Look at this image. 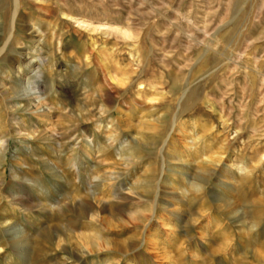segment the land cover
Listing matches in <instances>:
<instances>
[{
    "label": "rangeland",
    "instance_id": "rangeland-1",
    "mask_svg": "<svg viewBox=\"0 0 264 264\" xmlns=\"http://www.w3.org/2000/svg\"><path fill=\"white\" fill-rule=\"evenodd\" d=\"M0 264H264V0H0Z\"/></svg>",
    "mask_w": 264,
    "mask_h": 264
},
{
    "label": "bare ground",
    "instance_id": "bare-ground-1",
    "mask_svg": "<svg viewBox=\"0 0 264 264\" xmlns=\"http://www.w3.org/2000/svg\"><path fill=\"white\" fill-rule=\"evenodd\" d=\"M43 94V93H42ZM41 98V97H40ZM12 231H16V232H20L21 233V229L20 228H13V230ZM19 245V244H18Z\"/></svg>",
    "mask_w": 264,
    "mask_h": 264
}]
</instances>
